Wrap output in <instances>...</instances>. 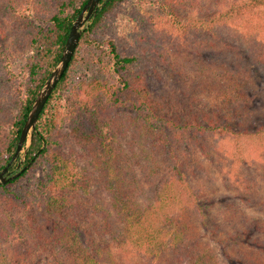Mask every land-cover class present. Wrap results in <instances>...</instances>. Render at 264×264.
Here are the masks:
<instances>
[{
	"label": "trees",
	"instance_id": "obj_1",
	"mask_svg": "<svg viewBox=\"0 0 264 264\" xmlns=\"http://www.w3.org/2000/svg\"><path fill=\"white\" fill-rule=\"evenodd\" d=\"M126 1L102 0L40 115L28 170L0 187V264H264V171L255 163L264 121L254 106L256 77H264V0H157L151 17L136 18L143 31L133 45L110 25ZM87 2L50 0L45 12L33 0H0V172ZM28 51L24 84L13 62ZM84 53L97 71L75 80ZM107 106L127 111L153 160L136 171L141 179L107 166ZM69 141L105 170L79 168L61 146ZM214 169L222 191L207 184L217 182ZM104 177L108 197L94 201Z\"/></svg>",
	"mask_w": 264,
	"mask_h": 264
},
{
	"label": "rangeland",
	"instance_id": "obj_2",
	"mask_svg": "<svg viewBox=\"0 0 264 264\" xmlns=\"http://www.w3.org/2000/svg\"><path fill=\"white\" fill-rule=\"evenodd\" d=\"M156 1L157 0H128L120 4L111 15L110 25L112 27L113 33H115L119 38L129 41L133 45L134 38L143 31L142 28L138 27L136 18L139 15L143 16L144 18L151 17L156 12ZM210 2L214 1L212 0ZM33 4L35 7L41 8L45 12L51 10L52 6L50 0H33ZM36 25L44 26V28L48 27L47 25H44L38 21L36 22ZM92 50L96 51L97 54L100 53V50L97 47H92ZM32 54L33 53L29 51L25 52L21 54L18 60L13 62V72L19 75L20 82H23L24 84H26L28 80L25 76L24 68L29 62ZM84 60V64L81 65L73 75L75 80L83 79L82 77L88 76L91 73L97 71L96 66H92L90 64L89 53H84ZM157 67L162 69L163 74L167 78V82L170 86H180V80L169 69L159 64ZM217 68L219 67L217 66ZM256 79L259 85L260 93L256 96L254 106L260 111V119L264 121V77L257 76ZM5 82L2 81L0 84ZM107 109L109 113L104 117V132L106 134L105 142L107 145L110 144V149L113 150V155L108 158L109 160L107 162V166L110 170L118 169L122 173V177L125 178V180L130 181L134 179H141L142 175H136V171L145 164H152L153 160L150 158V156L143 154V145L140 143L141 141L139 136L137 135L136 131L133 130L134 127L128 126L129 121L127 119V111L124 109H111L109 106H107ZM8 111L12 116L17 115V109L11 108L9 106ZM65 131L67 132V130ZM107 145L105 148L101 149L98 156L104 155L106 153ZM61 146L67 153L71 155V158L76 160L79 168H89L95 171V167H98L102 170H105L102 168V165H100L101 160L98 162V158L90 156L88 152L80 146V144L74 141H69L66 143H61ZM148 151H151L150 148ZM255 163L257 167H260L262 171H264V155H262V157ZM127 167H131L132 169H128ZM108 168L106 167V170H108ZM217 170L218 169L212 170L213 176ZM255 170L256 169H253L250 174L252 175ZM215 176L217 182L214 183L212 180H210L207 183L209 189H217L218 191H222L224 188L222 185H224L225 180L222 178L221 174H217ZM235 178V175L231 176V184H234ZM106 180V177H104V179L101 180V186H97L94 190L92 196L93 199H95L94 201H105V198L108 197L106 194L108 191L105 188ZM93 199L91 197L86 198L87 212H89L90 209H93ZM80 211H82V209H80ZM90 218L91 213L90 216L84 213V228L87 227L86 229H90L92 227L89 222L91 220Z\"/></svg>",
	"mask_w": 264,
	"mask_h": 264
},
{
	"label": "water",
	"instance_id": "obj_3",
	"mask_svg": "<svg viewBox=\"0 0 264 264\" xmlns=\"http://www.w3.org/2000/svg\"><path fill=\"white\" fill-rule=\"evenodd\" d=\"M103 6L102 0H88L81 13L73 23L65 43L61 59L53 69L52 73L44 83L43 87L40 89L39 94L35 99L32 110L30 111L22 130L15 154L0 172V187L6 186L11 181L21 177V175L28 170L30 164H24L27 161V154L32 143L33 133L37 129L40 115L44 110L49 98L56 89L58 83L68 70L84 31L91 25L98 11H100Z\"/></svg>",
	"mask_w": 264,
	"mask_h": 264
}]
</instances>
